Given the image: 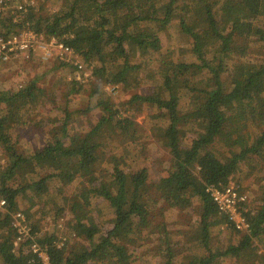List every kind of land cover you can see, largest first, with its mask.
<instances>
[{
    "label": "trees",
    "instance_id": "obj_1",
    "mask_svg": "<svg viewBox=\"0 0 264 264\" xmlns=\"http://www.w3.org/2000/svg\"><path fill=\"white\" fill-rule=\"evenodd\" d=\"M62 1L53 11L28 0L22 21L4 16L0 26L29 22L73 47L103 86L85 91L87 109L101 113L86 132L74 133L70 99L85 90L74 85L88 81L70 79L74 85L65 103L55 106L60 112L52 132L41 146L21 150L13 129L46 91L36 79L17 89L0 87V198L7 202L0 213V264H44L31 249L32 239L14 247L17 211L25 214L51 264H135V251L144 264H151L148 256L152 264H264L255 243H264V184L261 203L246 214L248 231L229 224L206 191L230 177L244 186L264 168V0ZM59 63L69 72L75 68ZM138 74L157 81L151 92L117 102L105 89ZM139 105L148 130L171 155L167 175L157 182H149L136 147ZM77 179L82 188L68 195ZM27 195L44 214L21 209ZM194 198L198 219L170 227L160 202L188 209ZM66 211V237H59L57 223L38 229L44 215L56 222ZM157 216L164 221L157 223ZM225 225L236 231L237 241L215 246L213 232ZM198 249L204 254L184 256Z\"/></svg>",
    "mask_w": 264,
    "mask_h": 264
},
{
    "label": "rangeland",
    "instance_id": "obj_2",
    "mask_svg": "<svg viewBox=\"0 0 264 264\" xmlns=\"http://www.w3.org/2000/svg\"><path fill=\"white\" fill-rule=\"evenodd\" d=\"M23 1V0H18ZM37 5L43 4L45 9L50 10H60L63 1L62 0H32ZM14 7V6H13ZM183 47H188L186 44H183ZM190 45V44H189ZM182 46H176V50ZM253 48V47H252ZM259 48V47H257ZM256 49L254 46L253 51ZM135 52V50H133ZM257 52V51H254ZM255 56H260V53H255ZM138 59L136 52L133 53V60ZM156 61H152L153 63L148 65V68L151 70L152 68H156ZM89 68L93 71V67L89 66ZM149 70V71H150ZM69 69L68 67H63L57 60L45 61L41 58L39 54H34L31 56L29 61H20L10 66H3L0 69V87H5V89H17L20 87V84H26L31 79H36L39 86L43 87L46 91V94L38 98V103L34 104L30 115L24 117L22 119L21 124L17 125L13 129V140L19 143V147L22 150L25 148L27 151L33 150L35 147H39L43 144L45 138L52 132L53 125L56 124L57 119L59 118V112L57 108H55L58 104L65 103L64 94L67 93L70 86L74 84H70L69 81ZM149 75H139L136 78H132L127 84L121 85L119 87L106 86L105 89L109 91L112 97L120 102L123 99L128 98L134 93H149L153 90V87L157 84V81L154 79H150ZM95 77H90L89 81L86 85L75 84L74 86H82L85 90L82 93L75 92L74 96H71L70 99V107L73 110L75 122L72 125V129L74 133L76 132H86L87 129L95 124L100 117V111L98 109H90L88 110V91L96 87L95 85H100L98 81H96ZM103 88L102 85H100ZM85 99V100H84ZM90 101V100H89ZM93 101V100H92ZM94 103V102H93ZM92 103V104H93ZM136 114V120L139 124L140 128V142L137 144V149L141 153L142 156V165L147 167L149 170V182H157L161 177L167 175V169L170 166V158L171 155L169 153L168 148L160 143H157L155 138L152 136L150 131L148 130L145 124L146 113L143 109V106H138ZM62 117H64L62 113ZM111 144L108 145L110 148ZM114 145H117L115 143ZM3 155L0 156V166L2 163ZM258 173L249 177L244 186L239 184L235 177L233 180L240 185L242 190H246L248 192L251 207L259 205L261 203V194L262 188L261 185L264 184V168L257 170ZM81 179H77L74 181L69 188H67L66 192L68 195H72L76 190H79L81 187ZM243 187V188H242ZM259 203V204H258ZM161 205L166 209L165 217L168 219L169 225L172 228L176 227H185V221L189 220H197L198 219V210L200 209V204L197 199H193V206L188 209H181L176 207H170L168 204H165L163 201L160 202ZM30 208L35 215L44 214L41 206L38 204H34L33 199L30 196H25L22 203L21 209ZM91 215L97 218H101V214L98 212L92 213ZM69 217V212L66 211L63 213L62 217H60L56 222L54 216H45L39 222V228L46 230L47 228L53 226L57 223L59 228V237H66L68 229L63 224L67 221ZM111 216H107V219H110ZM157 223H161L164 221V218L155 217L154 219ZM62 224V226H61ZM214 244L215 246L224 247L229 243L237 241V233L234 229L229 226H222L220 228H216L214 230ZM255 243L259 246L260 252L264 255V243H261L258 239L255 240ZM154 246H157L154 245ZM204 254L203 249L194 250L186 253L185 257H194L200 256ZM140 251L134 252L135 264H144L140 259L141 257ZM148 260L151 259V264L155 260L151 256H148ZM150 264V263H149Z\"/></svg>",
    "mask_w": 264,
    "mask_h": 264
},
{
    "label": "built area",
    "instance_id": "obj_3",
    "mask_svg": "<svg viewBox=\"0 0 264 264\" xmlns=\"http://www.w3.org/2000/svg\"><path fill=\"white\" fill-rule=\"evenodd\" d=\"M27 2L28 0L17 2L0 0V17L14 15L13 23L22 21L23 14H26L28 10L25 5ZM34 54H39L45 61L57 60L75 65L74 70L69 74L71 80L87 82L93 76L89 65L82 61L76 50L57 37H50L43 31L35 30L29 25V22H24L23 25H16L13 28L0 26V66L29 61ZM20 86L22 85L20 84ZM1 160L2 163L5 162L4 158ZM206 191L217 205L219 213L227 217L229 224L236 230H249L250 224L246 214L251 208V201L247 192L241 189L233 177H230L226 184H208ZM6 204V200L0 198V213L6 209ZM12 224L18 231L14 247L18 248L21 241L32 239L31 249L33 252L42 259L44 264H51L46 250L35 240L37 233H33L25 214L21 211L13 213ZM61 244L63 243H59V245Z\"/></svg>",
    "mask_w": 264,
    "mask_h": 264
}]
</instances>
